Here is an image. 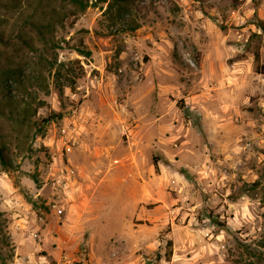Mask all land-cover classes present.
I'll return each instance as SVG.
<instances>
[{
	"label": "rangeland",
	"instance_id": "1",
	"mask_svg": "<svg viewBox=\"0 0 264 264\" xmlns=\"http://www.w3.org/2000/svg\"><path fill=\"white\" fill-rule=\"evenodd\" d=\"M3 2L0 67L56 57L29 89L61 116L0 165V264H264V0H89L45 36Z\"/></svg>",
	"mask_w": 264,
	"mask_h": 264
},
{
	"label": "trees",
	"instance_id": "2",
	"mask_svg": "<svg viewBox=\"0 0 264 264\" xmlns=\"http://www.w3.org/2000/svg\"><path fill=\"white\" fill-rule=\"evenodd\" d=\"M0 2H3V0H0ZM3 4L5 3L3 2ZM116 5L119 9L122 6L118 2H116ZM88 6L89 0H34V3H30V0H18L14 9H19V19L25 25L29 24L41 36H45L47 33H52L54 24L61 22V14L72 16L75 19ZM111 6L112 3L109 2L104 12L110 10ZM26 8L32 9L30 14L26 15L24 13ZM5 20L7 19L0 18V24H3ZM256 25L264 31V21L258 20ZM133 28V26L130 27V30H133ZM16 31L21 36L27 37L25 29L18 28ZM0 42H6L2 33H0ZM24 43L28 45L33 44L32 41L30 43L25 41ZM36 47L37 45L32 46L33 49L37 50ZM75 50L78 54L85 57L91 55V51L83 46H77ZM38 55L34 66L26 72H23L15 65L0 67V165L5 171L16 168V165L13 163L10 144H13L15 150L19 153L24 148L27 152L32 151L33 139L45 129L48 122L56 120L61 116L60 114L53 113L42 119L36 117L38 108L45 105V101L37 99L29 88L38 86L44 81L45 72L50 73L53 69L57 71V66L61 65V62H58L56 57L51 59L44 57L42 54ZM255 60L256 62L259 61L258 53L255 54ZM14 84H16L15 88H13ZM44 92L48 93L47 86H45ZM23 146L24 148H22ZM168 244H171L170 240ZM170 252L169 250L167 256H169ZM4 261L5 257L0 249V262Z\"/></svg>",
	"mask_w": 264,
	"mask_h": 264
}]
</instances>
